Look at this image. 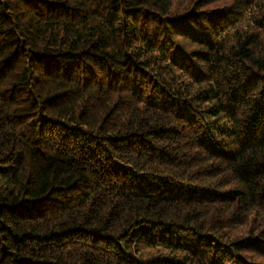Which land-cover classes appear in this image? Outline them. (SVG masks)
I'll return each instance as SVG.
<instances>
[{"label":"trees","instance_id":"trees-1","mask_svg":"<svg viewBox=\"0 0 264 264\" xmlns=\"http://www.w3.org/2000/svg\"><path fill=\"white\" fill-rule=\"evenodd\" d=\"M0 264H264V0H0Z\"/></svg>","mask_w":264,"mask_h":264},{"label":"rangeland","instance_id":"rangeland-1","mask_svg":"<svg viewBox=\"0 0 264 264\" xmlns=\"http://www.w3.org/2000/svg\"><path fill=\"white\" fill-rule=\"evenodd\" d=\"M183 55H184V54L182 53L181 49L178 48L177 51L174 52V54H173V58H174V60H175L177 63H180L181 60H182ZM145 251H146V250H144V253H145ZM149 251H153V250L150 249V250H148V252H149Z\"/></svg>","mask_w":264,"mask_h":264}]
</instances>
